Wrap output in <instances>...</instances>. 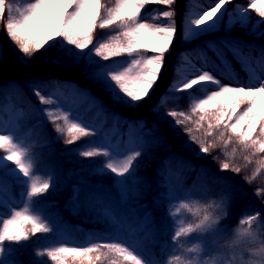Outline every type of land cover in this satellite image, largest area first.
I'll return each instance as SVG.
<instances>
[{"label": "snow or ice", "instance_id": "1", "mask_svg": "<svg viewBox=\"0 0 264 264\" xmlns=\"http://www.w3.org/2000/svg\"><path fill=\"white\" fill-rule=\"evenodd\" d=\"M176 3L177 0H0V25L11 44L23 54L16 56L23 66L29 67L35 54L55 49L51 57H45L51 63L79 67L81 74L107 93L114 104L136 108L151 99L159 86L165 72L166 54L177 38L191 44L222 31L227 16L229 32L239 26L264 41V0H248L247 6L235 3L232 11H228L227 5L233 4V0L199 5L201 10L192 7L195 0H188L185 5L188 11L183 16L180 30L175 19ZM151 5L163 6L164 10L153 9L148 13ZM250 9L255 10L260 18L258 21H252ZM105 30L108 32L105 37L97 36L98 31ZM256 47L253 42L228 37L206 40L181 52L174 78L151 109L159 113L169 101L184 98L177 94H186L188 110L172 108L166 116L172 118L174 127H184L191 143L198 145L200 154L221 150L224 159L219 166L220 172L239 174L242 167L247 168L255 161L256 167L245 177L249 185L264 174V156L260 155L264 154V43L259 45V55L253 56ZM189 52L197 53L195 61L199 64ZM229 56L247 73V82L235 72ZM121 57L127 59H118ZM6 61L7 53L0 48V86L7 85L15 93L23 94L24 81L3 79ZM223 80L231 82L225 84ZM49 85L53 90L45 95ZM27 87L39 104L56 105L54 109L36 111L55 125V131L65 137L66 145L98 135L94 127L75 115L71 108H64L58 99L70 88L74 97L87 98L93 107L105 110L103 101L90 90L39 77L29 79ZM31 107L35 109L34 105ZM20 114L23 115V110ZM112 115L117 122L122 118L119 113ZM129 125L141 132L145 127L140 119L129 120ZM18 129V123L9 127L0 121V153H3L0 169L5 177L11 176L23 186L25 197L22 207L12 209L6 216L0 215V264H22L11 258L15 251L11 246L23 245L55 230L48 217L38 210L41 203L38 198L58 187L56 175L50 171L41 177L36 171L37 160L32 154V146L26 143ZM70 153H78L83 159L107 158L98 174H110L113 183L121 186L125 190L123 196H126L129 177L137 172L135 162L143 154V148H134L120 156L108 146L91 141L70 149ZM238 153L244 161L242 166L235 163ZM70 171L72 175L66 179L77 180L72 199L79 205L80 180L83 178L76 177L75 169ZM165 180L170 183V175ZM213 180L217 184H230V179L223 176H215ZM9 191L8 181L0 178V193ZM238 191L242 192V189ZM254 195L264 204V186L258 187ZM234 201L232 193H221L218 199L205 205L170 199L167 215L172 223L171 250L163 261L150 256L147 250L146 242H154V233L148 229L153 221L147 215L139 224L125 226L112 208L99 201L96 202L98 212L111 223L115 233L111 239L90 237L84 244L50 245L38 249L35 255L47 257L51 264H207L204 247L193 245L192 238L218 236L223 230L221 221L228 218ZM181 210L192 217L190 223L180 219ZM254 224L257 231L252 229ZM239 225L235 239L226 247H244L239 252L233 250L224 264H235L236 261L239 264H264V243L255 249L247 246L260 238L264 213L245 211ZM245 225L248 227H243ZM244 253L253 259L245 260Z\"/></svg>", "mask_w": 264, "mask_h": 264}, {"label": "trees", "instance_id": "2", "mask_svg": "<svg viewBox=\"0 0 264 264\" xmlns=\"http://www.w3.org/2000/svg\"><path fill=\"white\" fill-rule=\"evenodd\" d=\"M187 2L188 0H177L175 4L177 12L175 19L178 30L182 29V19L188 11L185 7ZM210 3L214 4L215 0H195L192 7L201 10L198 7L199 5L207 6ZM235 3L247 6L248 0H233V4L227 5L228 11L233 10ZM153 9L164 10L163 6L151 5L147 10L148 13H151ZM249 14L253 22L260 19L255 10L250 9ZM262 28H264V25H262ZM107 34V30L97 32L98 37H105ZM228 37L253 42L257 46L252 52L253 56L259 55V45L264 43V41L249 34L247 29L239 26L229 32L227 30V16L224 18V30L222 31L201 37L200 40L191 44H185L177 38L170 52L166 54L165 72L151 99L136 108H129L114 104L107 93L102 92L81 74L79 67H69L67 63L55 64L46 59V56H52L53 52L56 51L55 49H49L47 53L41 51L35 54L30 66H23L16 59L17 55L22 56L23 54L19 53L18 49L11 44L2 25H0V48L7 53L3 79L14 78L25 82L22 85L23 94L15 93L7 85L0 86V114H2L3 119L9 118L13 114L14 120L9 127L14 123H18L19 134L25 138L26 143L32 146V154L37 160L36 171L41 177L45 173L53 171L58 181V187L54 191L38 198L41 202L38 205V210L48 217L54 226V232L32 238L23 245H12L11 247L15 251L11 254V258L21 261L22 264H51L47 257H37L35 252L50 245L63 244L64 239L69 244H84L90 237L108 240L115 234L111 223L101 216L98 210H94V216H90L89 213L82 215L75 210L77 203L72 199V189L77 180L66 179V176L72 175L71 169L76 170L77 178H83L80 180V202L87 200L97 205L96 202L99 201L108 206L106 201L109 198L119 194L120 191L122 193L125 191L121 186L113 183L110 174L103 176L98 174L99 168L106 162L107 158L100 156L83 159L78 153H70V149H77L91 141H97L108 146L120 156L134 148H143V154L135 162L138 164L137 172L133 177H129L125 200L130 207L134 208L133 214L137 219L142 220L144 215H147L153 221L148 225V228L154 233V242L149 241L148 252L150 256L157 260H165L171 250L172 223L167 215L171 206L170 199L173 201L189 200L205 205L213 199H218L220 193L234 194L235 201L230 209L229 216L221 221L223 230L219 233V237L208 243L205 250L208 255L213 254L219 264H224L225 245L230 242V239H227L230 233L229 230L236 227L238 217L245 211L262 210L264 208V204L254 195L258 187L264 186V174L258 176L256 181L249 185L246 183L245 177L251 175L256 167L255 161L247 168L242 167L239 174L231 171L220 172L219 166L224 159L220 149L213 150L208 155L199 153L198 145L191 143L189 137L185 134L184 127H174L172 118L166 116L167 111L172 108L188 110L186 94H177L184 98L176 102L169 101L161 108L159 113H155L151 109L174 78V68L180 62L181 52L195 48L197 44H201L206 40ZM189 55L194 60L197 53L189 52ZM118 59L126 60L127 58L121 57ZM229 59L240 79L247 82V73L241 69L240 64L233 60L231 56H229ZM195 62L198 64L197 61ZM253 66L256 67L255 64ZM36 77L45 80L51 78L67 82L69 85L74 84L81 89L90 90L93 95L100 98L105 105V110H100L96 117L94 116L98 108L93 106L86 108V101L80 102L73 109L79 114L81 112L78 117L87 124H90L88 122L92 120L97 119L99 122L103 120L100 129L97 130L98 135L84 137L72 145H66L65 137L55 131V125L48 120H42L41 116L37 114V101L27 87V81ZM222 82L228 84L225 80ZM228 82L231 81L228 80ZM52 90L53 86L49 85L44 93ZM68 90L69 88L65 89L64 93ZM58 99L62 106L66 105L67 102L64 98L59 97ZM32 105L35 106V109L31 107ZM8 108L13 113L6 112ZM17 108L23 110V115L18 113ZM112 113H119L122 118L117 122ZM137 119L143 120L145 123L143 132L139 128L133 129L129 125V120ZM112 124L115 126V131L110 134L107 130ZM195 134L199 135L200 133ZM2 154L0 153V155ZM260 155L264 156V154ZM216 157H219V159H216ZM235 163L241 166L244 164L239 153ZM0 175L4 176L2 169H0ZM169 175L170 183L165 180ZM215 176L229 178L230 184L215 183L213 180ZM5 178L8 180L10 191L6 195L8 199L5 198L9 202L7 201L6 204L0 203V215L4 216L9 213L10 204H16L25 199L23 186L16 183L11 176ZM194 186L200 190L201 195L199 197L192 192ZM171 188H176L178 191L172 193ZM241 189L242 192L238 191ZM174 206L178 207V204ZM179 216L185 223L192 221V217L186 211L181 210ZM260 237L264 242V227L261 228ZM193 238V245H201L204 242V237ZM219 249L220 251H218ZM97 264H101V262H97Z\"/></svg>", "mask_w": 264, "mask_h": 264}, {"label": "rangeland", "instance_id": "3", "mask_svg": "<svg viewBox=\"0 0 264 264\" xmlns=\"http://www.w3.org/2000/svg\"><path fill=\"white\" fill-rule=\"evenodd\" d=\"M3 27V26H2ZM195 60V59H194ZM198 62V61H197ZM198 64H199V62H198ZM257 69H258V71H259V68L257 67ZM71 85H74V84H71ZM51 92V91H50ZM31 93L33 94V92H32V90H31ZM45 95H48L49 94V92H47V93H44ZM34 95V94H33ZM34 98L36 99V101L38 102V100H37V98L34 96ZM61 98H64V100L67 102L66 103V105H64L63 107L64 108H71L72 110H73V108L74 107H76L77 106V104L78 103H80V102H85L86 101V108H90V107H92V104H91V101L90 100H88L87 98H81V97H74L73 96V94H72V91H71V89L69 88V90H68V92H66V93H64V96L63 97H61ZM56 105L54 104V105H41V104H39V102H38V109H41V108H53V107H55ZM16 110H18V113L20 114V108H18V109H16ZM6 112H9V114L10 113H13V112H10V109L8 108L7 110H6ZM74 112V114L75 115H80L81 114V112H80V114L78 113V112H76V111H73ZM100 112V110L99 109H97L96 110V113H95V116L94 117H96L97 115H98V113ZM41 116V115H40ZM3 117H2V114H0V121H2L5 125H7V126H10L11 125V123L13 122V120H14V117H13V114L12 115H10V117L9 118H7V119H2ZM41 118H42V120H47V118L45 117V116H41ZM103 122V120H101L100 122L96 119V120H92L91 122H88V123H90L89 125H91L92 127H94L96 130H98V129H100V124ZM108 133H110V134H112L114 131H115V126L112 124V126L111 127H109L108 128ZM9 167H13L12 165H10L9 164ZM0 178H4V179H6L5 178V176H2V175H0ZM7 180V179H6ZM8 181V180H7ZM171 191H172V193L173 192H176V191H178V189H174V188H171ZM192 192L193 193H195L196 194V196L197 197H199L201 194H200V190L196 187V186H194L193 187V189H192ZM221 194V193H220ZM6 195H7V193H0V203L1 204H3V203H5L6 204V202L8 201L9 202V200H6L5 198H7L6 197ZM122 196H123V193H122V191H120L119 192V194H117V195H115L114 197H112V198H109L106 202H107V204H108V207H110V208H112V210L114 211V213L121 219V221L125 224V226H127V225H129V224H131V225H136V224H139L141 221H143V219L145 218V215H144V217L142 218V220H139V219H137V217L135 216V214H133V211H134V208H132V207H130L127 203H126V200H125V196H123V198H122ZM8 199V198H7ZM22 200L20 201V202H18V203H13V204H10V211L12 210V209H14V208H19V207H22ZM104 205H105V203H104ZM75 210L77 211V212H79L80 214H82V215H85V214H90V216H94V214H95V212H94V210H98L97 209V205H95L94 203H92L91 201H87V200H84L83 202H80L79 203V205H76V207H75ZM257 210H259V211H261L262 213H264V208H262V210L261 209H252V210H249V211H247L249 214H251L252 212H254V211H257ZM9 211V212H10ZM244 213L245 212H243L241 215H240V217H238V221H237V225H236V227H233L231 230H230V233H229V235H228V238L227 239H230V242H228L227 244H229V243H231L234 239H235V232H236V230L237 229H239L241 226L239 225V220L241 219V217L244 215ZM189 215V214H188ZM6 216V215H5ZM243 227H248L247 225H245V226H243ZM262 227H264V225H262L261 226V228ZM148 229H150V228H148ZM252 229H253V231H257V225L256 224H254L253 226H252ZM151 230V229H150ZM217 237H219V235L218 236H216V235H211V238L208 240V242H207V245H208V243L212 240V239H214V238H217ZM203 239V238H202ZM193 241H194V238H192V244H193ZM147 243V250H149V241L148 242H146ZM261 243H264L263 241H262V239H261V237L256 241V242H253V243H251V244H249V245H247L248 247H251V248H258L259 246H260V244ZM63 244H69L68 243V241L66 240V239H64L63 240ZM211 244H213V243H211ZM211 244H209V245H211ZM203 247H204V253H203V256L204 257H206V259H207V264H214V262L212 261V256H211V254H209L208 256H206V247L205 246H207L206 245V237H205V241L201 244ZM226 246V245H225ZM224 247V246H223ZM244 247V245H240L239 247H236V248H234V249H229V248H227L226 247V255H225V257L228 259V257H229V255H230V253L233 251V250H235V251H237V252H239V251H241V249ZM218 251H220V249L218 250ZM194 255V254H193ZM244 259L245 260H248V259H253L252 257H250L247 253H244ZM255 259H258V258H255ZM235 264H239V261H236L235 262Z\"/></svg>", "mask_w": 264, "mask_h": 264}]
</instances>
